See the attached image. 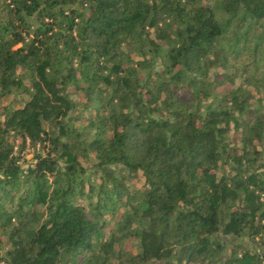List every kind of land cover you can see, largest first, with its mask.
I'll return each instance as SVG.
<instances>
[{"label":"trees","instance_id":"trees-1","mask_svg":"<svg viewBox=\"0 0 264 264\" xmlns=\"http://www.w3.org/2000/svg\"><path fill=\"white\" fill-rule=\"evenodd\" d=\"M16 93L0 264H264V0H0Z\"/></svg>","mask_w":264,"mask_h":264},{"label":"rangeland","instance_id":"rangeland-1","mask_svg":"<svg viewBox=\"0 0 264 264\" xmlns=\"http://www.w3.org/2000/svg\"><path fill=\"white\" fill-rule=\"evenodd\" d=\"M30 27L33 29L35 27L34 22L32 21V19H30L29 21ZM27 38V37H26ZM227 43V41L225 42V44ZM150 56H147L146 58L149 59ZM131 58L133 59V61H141L142 57L139 56L137 54V51H133L131 54ZM233 56H230V63L232 64L233 61ZM247 57H244L242 61H239V63H247ZM158 65V66H157ZM159 62L157 61V63L153 64V69H160L159 68ZM213 71H219L222 72L221 69H216ZM147 71L144 70L141 72V76H146ZM24 83L27 85L28 84V79L24 80ZM240 84V78L236 81V86ZM249 90H251L253 92V94L255 95L256 99L260 96L257 91H255V89L253 87L248 88ZM26 96L25 95H19V94H14L13 96H11L9 99L7 100H0V112L3 111V109L5 107L7 108H20L23 103L26 101ZM76 113L74 112L73 115H75ZM83 123H85V120H83ZM10 142L14 145V150L15 152H21L20 155V165L22 167V169H27L28 166L32 165L34 163V155L35 152L38 151L40 148L39 146H37L36 148H33L29 145V142L26 141V145L22 146V141L19 139V137L15 136V135H11L10 136ZM80 162L82 163L83 167L85 168H90L92 166V164L95 162L94 160V155H90L89 158L87 159H80ZM133 183L135 185L136 188H141L142 184H143V179L139 176L136 180L133 179ZM105 219L107 220V227L104 229L105 233H109L111 231L112 228V223L114 220L116 219H112V217L110 215H107L105 217ZM217 239L220 241H224V242H228L230 239H228L227 237H223L222 235H218ZM7 239L6 236H3L2 238V245H0V255H3L4 251L7 248L6 244ZM125 249L127 251H130L132 253L136 252V249L134 246L128 245L127 247H125Z\"/></svg>","mask_w":264,"mask_h":264}]
</instances>
